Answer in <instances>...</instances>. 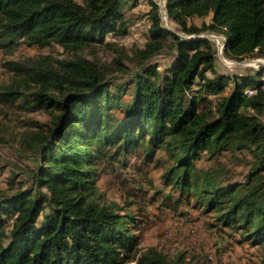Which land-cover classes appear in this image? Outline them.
<instances>
[{
  "label": "trees",
  "instance_id": "obj_1",
  "mask_svg": "<svg viewBox=\"0 0 264 264\" xmlns=\"http://www.w3.org/2000/svg\"><path fill=\"white\" fill-rule=\"evenodd\" d=\"M148 1L149 39L126 82L105 80L83 56L7 62L18 79L0 99L57 113L29 139L38 151L30 183L0 193V264H181L155 247L143 250L134 214L101 200L98 163L127 165L132 154L165 167L179 200L212 213L220 230L264 247V66L244 76L219 73L217 46L203 35H224V51L235 58L264 57V0ZM126 3L0 0V48L24 42L80 51L104 43L110 33H128ZM195 16L211 20L198 26ZM165 52L172 58L161 71L152 61ZM227 154L245 167L242 179L231 177ZM203 156L207 167L196 163Z\"/></svg>",
  "mask_w": 264,
  "mask_h": 264
},
{
  "label": "rangeland",
  "instance_id": "obj_2",
  "mask_svg": "<svg viewBox=\"0 0 264 264\" xmlns=\"http://www.w3.org/2000/svg\"><path fill=\"white\" fill-rule=\"evenodd\" d=\"M155 1L165 4V0ZM123 10L129 22L126 35L110 33L104 43H93L80 51L59 44L40 47L24 42H19L12 50L0 48V91L18 79L7 62H21L29 58L45 59L50 65L56 64L58 59L83 56L93 68L97 67L104 74L105 80L128 81V73H133L139 66L137 50L143 48L149 39L151 4L148 0H127ZM164 18L165 25L183 35L175 22L169 21L166 16ZM210 20V16H195L190 22L201 26L203 21ZM203 35L212 38L217 46L215 66L219 73L244 76L254 74L264 66V57L235 58L225 53L226 38L221 33L207 31ZM171 58V54L165 52L154 56L152 62L160 64L162 71ZM227 84L232 87V80ZM249 90L252 89L246 92ZM211 98L214 105L216 97ZM20 103L22 100L14 103L0 99V193H14L20 180L26 181L25 186L30 183L28 170L38 163V151L29 139L33 132L41 131V126L49 127L54 119L53 113H57L52 108L30 111ZM161 154V151L158 152L157 157ZM223 160L234 168L230 154L225 155ZM196 163L199 167L209 166L205 156ZM164 170L165 167L156 165L154 161L134 154L129 156L127 165L120 161H104L97 165L96 183L101 200L116 203L123 206V212L134 214L139 228L136 231L140 236L139 246L143 250L155 247L171 261L180 258L181 264H264V247L248 241L241 243L238 232L218 228L212 213H203L202 209L180 201L179 190L165 182ZM245 170V167L236 165L231 177L240 180ZM15 174L17 177L13 180ZM11 221L6 227L8 231ZM134 263L130 261L127 264Z\"/></svg>",
  "mask_w": 264,
  "mask_h": 264
},
{
  "label": "built area",
  "instance_id": "obj_3",
  "mask_svg": "<svg viewBox=\"0 0 264 264\" xmlns=\"http://www.w3.org/2000/svg\"><path fill=\"white\" fill-rule=\"evenodd\" d=\"M252 93H253V90H249L248 95H249V94H252Z\"/></svg>",
  "mask_w": 264,
  "mask_h": 264
}]
</instances>
